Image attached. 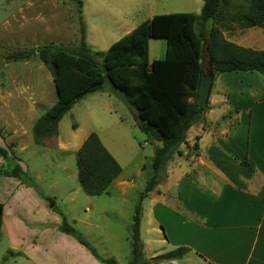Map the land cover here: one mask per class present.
<instances>
[{
  "label": "rangeland",
  "instance_id": "rangeland-1",
  "mask_svg": "<svg viewBox=\"0 0 264 264\" xmlns=\"http://www.w3.org/2000/svg\"><path fill=\"white\" fill-rule=\"evenodd\" d=\"M242 3L245 1L222 0V7L230 14ZM202 4V0H81V4L78 0H0L2 95L8 94L14 98L16 91L29 94L30 89H37V102L33 105L39 110L38 113H42L55 101L56 91L51 67L33 53L37 47L55 43L73 48L80 41L83 27L85 40L93 51L104 52L129 27L134 28L154 14L199 12ZM227 16L217 22L221 28L228 26ZM257 30L264 34L263 29ZM260 41L258 47L264 48V36ZM164 42L163 39L149 40L150 59L160 57ZM18 52L29 57L16 60L12 55ZM94 56L101 63V55L94 53ZM252 74L258 77H249L242 82L247 94L263 86V81L258 79L261 75L256 72ZM245 100L249 101L242 98V101ZM258 108L264 111V103ZM6 119L0 118V124ZM33 119L10 118L11 126L7 129L2 127L7 136V140L3 141V149L9 151V154L12 152L17 162H22L34 178L39 193L54 197L56 205L68 221L101 256L114 258L118 264H127L131 258V217L152 174L150 162L153 155V144L147 143L145 135L136 126L134 111L106 80L101 90L86 95L64 113L58 122V134L45 139L42 145L32 142ZM231 119L235 126L241 127L238 135L242 136L243 146L248 151L256 139L254 137L253 141L248 142V138H245L249 136V112L242 117L232 116ZM251 120L254 136L264 140V129H261L264 128V113L252 114ZM90 133L98 136L124 173L132 175L128 180L130 185L124 189H111L108 195H88L82 190L77 180L76 151ZM59 140L62 147H59ZM16 143L18 146L15 154L13 147ZM259 144L263 155L264 141ZM231 155L240 160L246 159V155L243 157L238 151H233ZM258 159L261 161L262 157ZM147 202L146 196L141 199V221ZM156 214H163L161 207L156 209ZM55 217L61 220L59 214L55 213ZM140 239L143 240L141 233ZM11 243L6 234L0 238V264H31L19 253L4 258ZM256 247L250 264H264V257L259 255L260 240ZM142 254L143 257L149 255L144 252Z\"/></svg>",
  "mask_w": 264,
  "mask_h": 264
},
{
  "label": "crops",
  "instance_id": "crops-1",
  "mask_svg": "<svg viewBox=\"0 0 264 264\" xmlns=\"http://www.w3.org/2000/svg\"><path fill=\"white\" fill-rule=\"evenodd\" d=\"M260 28L263 29L241 27L229 21L222 35L235 44L263 50L257 45L264 36L257 30ZM132 29L129 27L126 33ZM163 40L162 54L149 58L150 61L165 56L166 40ZM149 54L148 43V57ZM246 73L251 72L213 73L208 109L188 129L186 144L179 147L181 153L167 162L164 181L146 196L148 202L140 223L143 252L149 253L144 258L151 260L178 247L187 248L180 258L159 260L154 264H250L259 240V255L264 257V152L262 155L259 147V142L264 140L254 136L251 125L252 114L264 113L263 108H258L264 103V81L258 78L263 86L247 94L242 82L258 76H253L254 72ZM205 74L209 72L205 70ZM37 97V89H30L29 94L16 91L14 98L8 94L3 96L0 90V118H7L0 124V147L4 148L3 141L7 140L2 127L11 126L10 118L34 117L32 125L42 114L33 105ZM242 98L249 101H242ZM248 112L249 136L245 138L248 142L256 139L247 151L242 136L238 135L241 127L235 126L231 117H242ZM146 141L153 144V153L161 144L147 137ZM194 143L196 149L192 148ZM59 144L63 146L60 140ZM17 146L18 143L13 147L14 153ZM233 151L243 157L246 155V159L233 157ZM18 163L26 170L21 161ZM2 165L4 159L0 155V168ZM129 178L132 175L125 174L121 167L106 195L111 189L130 185ZM0 203L3 205L0 238L6 234L13 242L8 250L19 253L29 263L102 264L73 237L58 229L60 220L56 219L55 212L32 187L17 178L0 173ZM158 207L163 214H156Z\"/></svg>",
  "mask_w": 264,
  "mask_h": 264
},
{
  "label": "trees",
  "instance_id": "trees-1",
  "mask_svg": "<svg viewBox=\"0 0 264 264\" xmlns=\"http://www.w3.org/2000/svg\"><path fill=\"white\" fill-rule=\"evenodd\" d=\"M202 1L199 13L153 15L114 41L104 52L92 50L85 40L83 27L80 41L73 48L49 43L33 51L41 62L51 67L56 91L55 101L32 126L34 144L42 145L45 139L57 135L58 122L64 113L84 95L101 90L106 80L134 111L138 129L147 139L161 143L154 150L150 163L152 174L131 217V258L127 264H154L159 260L180 258L187 252V248L178 247L151 260L143 257L141 199L164 181L167 162L181 153L179 147L186 144L188 129L209 107L208 104L200 106L195 101L203 45L206 43L209 54V65L204 67V72H256L264 81V49H251L226 40L222 35L223 27L217 24L228 15L230 22L241 27L259 26L264 29V0H244L245 3L230 14L222 7V0ZM78 3L81 4V0ZM151 38L166 40V53L162 59L149 60L148 43ZM94 53L101 55V63ZM12 57L27 59L29 55L18 52ZM192 148L196 149L197 144L194 143ZM9 153L0 148L5 161L0 173L32 187L47 202L49 209L60 215L58 229L73 237L95 259L103 264H118L114 258L101 256L73 227L56 205L54 197L39 193L34 178L16 161V156ZM76 167L78 183L88 195L106 194L121 172L120 165L95 133H90L77 149ZM2 208L0 203V228ZM15 253L7 250L4 258Z\"/></svg>",
  "mask_w": 264,
  "mask_h": 264
},
{
  "label": "water",
  "instance_id": "water-1",
  "mask_svg": "<svg viewBox=\"0 0 264 264\" xmlns=\"http://www.w3.org/2000/svg\"><path fill=\"white\" fill-rule=\"evenodd\" d=\"M206 43L202 48V56L199 70V77L196 86V97L195 101L200 106H205L208 103V99L210 96V91L213 83L214 74L211 72L209 74H205L204 67L209 65V54L206 48Z\"/></svg>",
  "mask_w": 264,
  "mask_h": 264
}]
</instances>
